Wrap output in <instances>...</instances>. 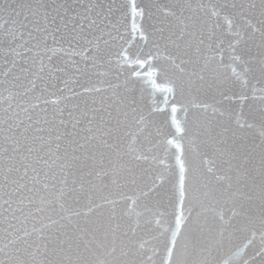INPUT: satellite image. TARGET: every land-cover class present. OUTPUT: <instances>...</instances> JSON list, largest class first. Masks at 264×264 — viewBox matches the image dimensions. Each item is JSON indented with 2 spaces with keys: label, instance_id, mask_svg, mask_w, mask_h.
Here are the masks:
<instances>
[{
  "label": "snow or ice",
  "instance_id": "1",
  "mask_svg": "<svg viewBox=\"0 0 264 264\" xmlns=\"http://www.w3.org/2000/svg\"><path fill=\"white\" fill-rule=\"evenodd\" d=\"M0 264H264V0H0Z\"/></svg>",
  "mask_w": 264,
  "mask_h": 264
}]
</instances>
